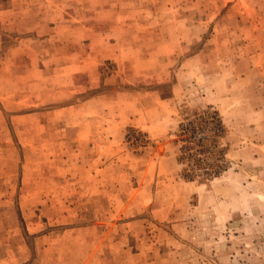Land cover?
<instances>
[{
	"label": "rangeland",
	"instance_id": "obj_1",
	"mask_svg": "<svg viewBox=\"0 0 264 264\" xmlns=\"http://www.w3.org/2000/svg\"><path fill=\"white\" fill-rule=\"evenodd\" d=\"M0 264H264V0H0Z\"/></svg>",
	"mask_w": 264,
	"mask_h": 264
},
{
	"label": "trees",
	"instance_id": "obj_2",
	"mask_svg": "<svg viewBox=\"0 0 264 264\" xmlns=\"http://www.w3.org/2000/svg\"><path fill=\"white\" fill-rule=\"evenodd\" d=\"M208 125H206V124ZM203 126L201 127L200 125ZM209 126V127H208ZM205 128L209 129L211 133L201 134L197 136V134H191L197 132L198 134L201 131L205 132ZM183 140L186 142L182 146L183 154L180 158H187L196 164L197 170L199 169V173L204 175H212L219 174L220 172V164L215 161H206L201 155L202 153L208 152H216L215 146L219 141V136L221 135L222 130L224 129V125L221 117L218 112H213L210 114L206 113L204 115H200V117L196 120L194 118L188 120L187 123L181 125ZM209 140L210 143H206L205 141ZM196 145L201 148H197L194 150ZM218 158V156H217ZM204 161V162H203Z\"/></svg>",
	"mask_w": 264,
	"mask_h": 264
}]
</instances>
